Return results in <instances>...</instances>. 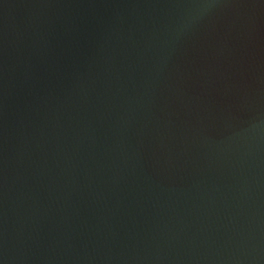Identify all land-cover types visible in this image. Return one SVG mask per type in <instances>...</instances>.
I'll list each match as a JSON object with an SVG mask.
<instances>
[{"label":"water","instance_id":"95a60500","mask_svg":"<svg viewBox=\"0 0 264 264\" xmlns=\"http://www.w3.org/2000/svg\"><path fill=\"white\" fill-rule=\"evenodd\" d=\"M0 264H264V0H0Z\"/></svg>","mask_w":264,"mask_h":264}]
</instances>
